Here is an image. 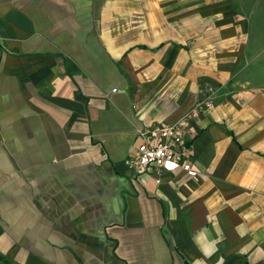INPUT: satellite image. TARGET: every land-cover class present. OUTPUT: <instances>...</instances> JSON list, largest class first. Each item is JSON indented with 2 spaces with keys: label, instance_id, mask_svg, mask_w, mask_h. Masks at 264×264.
<instances>
[{
  "label": "crops",
  "instance_id": "1",
  "mask_svg": "<svg viewBox=\"0 0 264 264\" xmlns=\"http://www.w3.org/2000/svg\"><path fill=\"white\" fill-rule=\"evenodd\" d=\"M0 257L264 264V0H0Z\"/></svg>",
  "mask_w": 264,
  "mask_h": 264
},
{
  "label": "built area",
  "instance_id": "2",
  "mask_svg": "<svg viewBox=\"0 0 264 264\" xmlns=\"http://www.w3.org/2000/svg\"><path fill=\"white\" fill-rule=\"evenodd\" d=\"M189 129L185 121L148 127L139 132L141 143L127 160L135 171H150L157 176L163 172L191 171L185 138Z\"/></svg>",
  "mask_w": 264,
  "mask_h": 264
},
{
  "label": "trees",
  "instance_id": "3",
  "mask_svg": "<svg viewBox=\"0 0 264 264\" xmlns=\"http://www.w3.org/2000/svg\"><path fill=\"white\" fill-rule=\"evenodd\" d=\"M1 259H3L2 257H0ZM6 263L8 264V262L6 261Z\"/></svg>",
  "mask_w": 264,
  "mask_h": 264
}]
</instances>
